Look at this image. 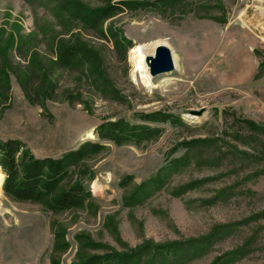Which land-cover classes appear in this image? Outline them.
<instances>
[{"label": "rangeland", "instance_id": "374dc122", "mask_svg": "<svg viewBox=\"0 0 264 264\" xmlns=\"http://www.w3.org/2000/svg\"><path fill=\"white\" fill-rule=\"evenodd\" d=\"M123 1L133 4L99 26L78 14ZM157 41L174 70L145 87L130 50L153 56ZM64 46L85 54L60 67ZM0 49L11 70L9 90L0 88V140L17 139L37 158L97 141L105 122L173 121L151 124L160 135L138 145L104 142L70 168L63 187L82 182L92 195L83 208L52 212L1 190L0 264H77L223 227L225 236L180 264H219L238 249L245 254L232 264H264V0H0ZM156 175L159 190L145 183ZM142 183L147 194L128 205ZM151 256L158 264L151 251L141 261Z\"/></svg>", "mask_w": 264, "mask_h": 264}, {"label": "trees", "instance_id": "16d2710c", "mask_svg": "<svg viewBox=\"0 0 264 264\" xmlns=\"http://www.w3.org/2000/svg\"><path fill=\"white\" fill-rule=\"evenodd\" d=\"M131 4L133 3L123 1L119 4L89 11L82 9L78 14H85L80 17L83 22L91 26H99L103 21L122 12L125 8H130ZM2 53L4 52L0 49V59L3 56ZM82 54L85 53L79 47H59L56 51L55 64L63 68L70 67L75 61L77 63L78 57ZM4 66V64H0V88L8 91L11 70ZM171 119L172 117L169 115L154 114L142 117L140 123H131L124 119L102 123L94 130L97 141L83 142L76 149L67 151L58 158H37L24 143L17 139L0 140V170L4 175L2 191L14 201L42 204L52 212L83 208L92 199V195L88 186L82 182H74L65 188L63 187V183L69 176L70 168L77 166L87 157L104 150V142H110L117 146L138 145L143 141L156 138L162 130L160 127L151 126V124L173 122L170 121ZM248 125L256 130V125L253 122L249 121ZM197 143L193 142L186 145L191 148L192 145ZM180 164L181 160L175 159L171 166L177 169ZM145 183H149L155 190H159L165 185V179L156 175ZM145 183L140 184L136 189V193L127 199L128 205L142 200L141 193L147 194ZM198 184L192 182L182 187L179 194L194 189ZM223 231L224 227L219 228L206 239L199 241L178 242L163 246L144 245L129 252L118 253L112 251L102 255H92L77 264H156L154 256H151L147 261H141L142 255L149 251L160 256L161 259L158 264H180L182 258H186L190 251H192L190 256H196L201 252L212 242L213 238H216L217 234L222 232V235L225 236L226 234ZM244 254L245 252L242 249H238L225 255L219 264H232ZM170 255L173 257L171 261L169 259Z\"/></svg>", "mask_w": 264, "mask_h": 264}, {"label": "bare ground", "instance_id": "6f19581e", "mask_svg": "<svg viewBox=\"0 0 264 264\" xmlns=\"http://www.w3.org/2000/svg\"><path fill=\"white\" fill-rule=\"evenodd\" d=\"M162 45H163V42H158L157 41V42H155L153 44V47L156 50V48H158V47H160ZM154 53H155V51H154ZM152 55H154V54H152ZM130 56H131V59L133 60V63H134L133 66L135 68V71L140 74L141 83L145 87H154L153 82H152V77L150 76L148 68H147V66L145 64V58L146 57H153V56H148L144 52V47L143 46H136V47L132 48L130 50ZM173 64H174V62H173ZM86 137L87 138H92L93 134L91 132H88L86 134ZM3 181H4V175L2 174V172L0 170V195H1V190H2L1 188H2ZM91 189H92L93 193H98V192L102 191L101 186H99L96 183L92 184Z\"/></svg>", "mask_w": 264, "mask_h": 264}, {"label": "water", "instance_id": "95a60500", "mask_svg": "<svg viewBox=\"0 0 264 264\" xmlns=\"http://www.w3.org/2000/svg\"><path fill=\"white\" fill-rule=\"evenodd\" d=\"M145 64L152 78L168 74L174 70L171 52L165 46L156 48L153 57L145 58ZM196 115H200V112H197Z\"/></svg>", "mask_w": 264, "mask_h": 264}]
</instances>
